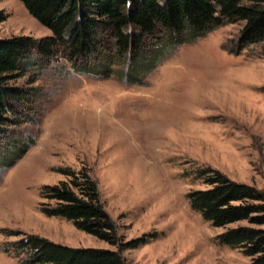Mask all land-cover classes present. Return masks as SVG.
Returning a JSON list of instances; mask_svg holds the SVG:
<instances>
[{
    "label": "rangeland",
    "instance_id": "rangeland-1",
    "mask_svg": "<svg viewBox=\"0 0 264 264\" xmlns=\"http://www.w3.org/2000/svg\"><path fill=\"white\" fill-rule=\"evenodd\" d=\"M0 10V39L52 34L21 0H0ZM242 25L226 23L166 52L133 84L117 73L76 72L63 59L42 69L31 84L39 90L34 122L16 127L35 144L0 170V264H20L6 249L25 234L116 249L41 211V188L64 180L66 168L88 170L125 241L147 239L122 250L126 264H251L216 239L247 222L213 227L187 196L207 188L195 176L200 167L264 189V43L240 46Z\"/></svg>",
    "mask_w": 264,
    "mask_h": 264
},
{
    "label": "trees",
    "instance_id": "trees-1",
    "mask_svg": "<svg viewBox=\"0 0 264 264\" xmlns=\"http://www.w3.org/2000/svg\"><path fill=\"white\" fill-rule=\"evenodd\" d=\"M29 13L52 32L36 39H0V170L12 167L35 139L17 129L33 123L41 70L63 59L69 69L142 82L157 61L179 45L205 36L226 23L243 21L240 46L264 43V0H21ZM0 10V22L5 20ZM163 58V57H162ZM63 68L66 75L69 70ZM27 75L22 85L18 80ZM66 176L41 188V211L71 220L75 227L116 249L73 247L28 234L7 245L20 264H126L122 250L147 241H125L105 210L97 182L88 170L66 168ZM205 189L188 192L189 206L213 227L220 244L239 248L251 264H264V189L235 182L221 171L195 172Z\"/></svg>",
    "mask_w": 264,
    "mask_h": 264
}]
</instances>
